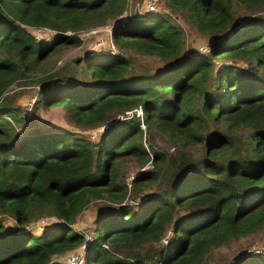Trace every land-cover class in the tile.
Masks as SVG:
<instances>
[{
    "label": "trees",
    "instance_id": "16d2710c",
    "mask_svg": "<svg viewBox=\"0 0 264 264\" xmlns=\"http://www.w3.org/2000/svg\"><path fill=\"white\" fill-rule=\"evenodd\" d=\"M163 3L209 37L207 51L187 46L176 18L128 14L126 0H0V264H65L54 258L82 245L86 264H210L264 230V0ZM109 22L122 50L162 67L128 73L125 52L97 51L83 66L91 79L38 80L32 117L2 99L56 49ZM137 106L142 121L123 115ZM53 107L82 131L103 126L99 140L40 118ZM141 122L175 152L146 149ZM128 156L152 165L131 192L120 173ZM150 184L158 189L146 195ZM100 200L94 229H76ZM225 264H264V253Z\"/></svg>",
    "mask_w": 264,
    "mask_h": 264
},
{
    "label": "rangeland",
    "instance_id": "374dc122",
    "mask_svg": "<svg viewBox=\"0 0 264 264\" xmlns=\"http://www.w3.org/2000/svg\"><path fill=\"white\" fill-rule=\"evenodd\" d=\"M148 0H126L125 11L133 13L136 10L145 11L146 2ZM163 0H158L157 8L158 11L166 16H171L177 19L178 23L183 27L185 32L186 44L189 47H201L202 49L208 48L209 37L200 34L197 29L185 19L184 15L181 13L173 12L164 5ZM264 15V8L260 10L257 14ZM111 23L107 24L111 26ZM104 27V26H103ZM37 37L44 36L45 39L51 38V33L54 32L50 30H33ZM82 38V43L79 46H61L56 51H54L48 59L43 60L37 68L32 72L26 73V76L16 82L10 88L9 92L2 97L6 98V103L11 104L15 107H20V112H24V115L28 118L34 115V103L41 98L40 90L43 87V84H40L38 80L42 77L55 75L57 79H62L61 76L67 77L71 75L75 81L88 80L91 79L90 71L83 70L85 65V60L90 55H93L97 51L114 52L122 53L127 57L131 58V67L128 70V73L133 71L141 72L142 70L154 71L157 68H161L164 64L163 60L150 57V56H141L135 54L133 51H124L120 46L113 40L111 28H93L89 30H84L80 33ZM218 61H221L218 60ZM228 63L235 64L236 61H229ZM241 66H247L246 63H241ZM55 79V78H54ZM47 82V80L45 81ZM137 106L133 109L139 108ZM132 109V110H133ZM40 118H45L49 120L52 124L63 127L66 129H71L74 131L82 132L89 135L93 140H99V134L104 129L103 126L89 130L82 131L78 128L75 123L70 120L69 113L61 107H53L48 110L38 109ZM123 115H126L125 112ZM121 116V115H120ZM123 117V116H122ZM141 119V118H140ZM142 121V119H141ZM107 127V126H106ZM143 137L142 141L146 149H159L167 150L169 152H175L174 147H172L168 142H166L162 136L149 130L146 124L142 126ZM125 163L120 169L121 177L124 182L127 184L131 181V178L136 175L141 170H149L152 168L150 163H147L141 167L132 157H125ZM128 191L131 192V185H128ZM158 186L150 184L145 187L143 193L148 195L152 194L153 191L157 190ZM131 194V193H130ZM125 199L126 202L133 203L131 196ZM135 200V199H134ZM104 203L103 200L95 201L88 209L84 210L78 217L75 224L76 229L87 230L94 229L95 219L98 215V209L100 205ZM54 219L49 220H40L31 225V229L40 233V229L43 225L51 223ZM8 223H11L9 220ZM170 231L167 232L164 238H162L161 243H165L166 239L171 235ZM147 247V246H146ZM264 253V230L258 234L250 236L245 239H241L237 242L232 243L228 247H223L219 250H216L210 259V264H225L235 260L236 262L242 258L244 253ZM66 254V253H65ZM65 254L59 255L54 258L55 261L63 262V256Z\"/></svg>",
    "mask_w": 264,
    "mask_h": 264
},
{
    "label": "built area",
    "instance_id": "2783aa9c",
    "mask_svg": "<svg viewBox=\"0 0 264 264\" xmlns=\"http://www.w3.org/2000/svg\"><path fill=\"white\" fill-rule=\"evenodd\" d=\"M157 3H158V0H148L146 2V4H145L146 5L145 11L159 12L158 11L159 9L157 8ZM107 27H110L112 29V26H108V25H104V27L101 26L100 28H107ZM199 50L207 51L208 48L202 49L200 47ZM125 114H126L125 116H133V115H135V116H137V117L142 119V109H141V107L133 109V110H130V111H126ZM142 126H144L143 122H141V127ZM127 184L130 185V182L127 183ZM63 263H65V264H86L85 245H82V246L78 247L75 251L66 253L63 256Z\"/></svg>",
    "mask_w": 264,
    "mask_h": 264
},
{
    "label": "water",
    "instance_id": "95a60500",
    "mask_svg": "<svg viewBox=\"0 0 264 264\" xmlns=\"http://www.w3.org/2000/svg\"><path fill=\"white\" fill-rule=\"evenodd\" d=\"M120 19H121V18H118L116 22H119ZM108 125H109V124H108ZM108 125H107V126H108Z\"/></svg>",
    "mask_w": 264,
    "mask_h": 264
}]
</instances>
